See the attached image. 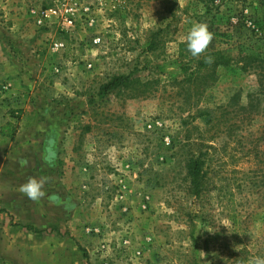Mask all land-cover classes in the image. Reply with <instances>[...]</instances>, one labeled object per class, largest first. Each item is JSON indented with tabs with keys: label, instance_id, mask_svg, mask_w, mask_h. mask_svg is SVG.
Returning a JSON list of instances; mask_svg holds the SVG:
<instances>
[{
	"label": "rangeland",
	"instance_id": "obj_1",
	"mask_svg": "<svg viewBox=\"0 0 264 264\" xmlns=\"http://www.w3.org/2000/svg\"><path fill=\"white\" fill-rule=\"evenodd\" d=\"M254 19L264 23V0H0V83H11L1 94L22 90L25 101H49L67 117L55 152H44L52 164L38 161L35 171L59 180L70 215L66 228L51 219L50 228L0 232V254L15 264H247L264 256V116L236 133L216 125L231 94L242 89L245 103L257 76L220 66L193 107L175 82L192 57L185 37L194 22L214 34L208 50L264 56ZM118 74L149 88L154 77L158 90L104 92ZM198 106L211 109L210 120L192 118ZM189 136L207 171L209 190L197 198L187 191Z\"/></svg>",
	"mask_w": 264,
	"mask_h": 264
},
{
	"label": "crops",
	"instance_id": "obj_2",
	"mask_svg": "<svg viewBox=\"0 0 264 264\" xmlns=\"http://www.w3.org/2000/svg\"><path fill=\"white\" fill-rule=\"evenodd\" d=\"M1 93L2 91H0V232L7 233L11 228L31 226L50 228L51 219H54L53 222L59 220L57 224H60L57 226L69 227V210L67 209V214L64 215L65 209L62 208L67 198L57 192L61 190L58 186L59 180L53 179L51 175L38 176L35 171L38 161L42 162L41 169H46L52 164L53 158H46L44 152H55L65 135L67 117L53 112L49 101L47 104L25 101L22 90L18 89L15 94L13 93L14 96H11L12 93ZM6 96L10 99L5 98ZM9 106L16 108V114L8 111ZM30 176L47 178L43 189L45 195L40 200L32 201L19 192V187ZM52 193L59 195L54 201L51 198ZM65 218H68V221ZM0 257L16 263L12 255L0 254Z\"/></svg>",
	"mask_w": 264,
	"mask_h": 264
},
{
	"label": "trees",
	"instance_id": "obj_3",
	"mask_svg": "<svg viewBox=\"0 0 264 264\" xmlns=\"http://www.w3.org/2000/svg\"><path fill=\"white\" fill-rule=\"evenodd\" d=\"M251 23L254 25V30L264 32V23L261 24L260 20L254 19ZM156 36L157 32L151 36V50H154V47L157 45L156 41L158 39ZM207 56L213 58L211 64L205 62ZM228 65H237L244 72L249 71L254 73L257 76L258 83L255 90L247 92L245 103H242V89L235 90L229 97L227 104L223 105L224 112L230 116L225 117L224 114L226 113L222 112V118L218 117L216 120L217 129H220V125H222L223 128H227L228 133L230 131L236 133L238 129H241V126L244 125L246 120L250 124L256 115L264 116V56L250 51L246 52L242 47H240L236 57H228L220 50L216 52L207 50L198 59L193 57L188 59L187 66L183 71L184 78L175 80L176 91L177 94L185 93L183 95L189 106L193 107V105H198V98L217 79L216 69L220 66ZM103 89L104 92L111 90L127 92L129 96L136 97L149 93L150 91L153 94L158 90V81L154 77H151V88H149L147 82L139 77H131L129 74H118L105 83ZM211 116V109L198 106L192 118L196 120L198 117H203L206 120H210ZM227 121H230L228 125H226ZM186 143L190 147L185 165L186 178L188 180L187 191L197 198L209 190L207 171L204 168L205 160L202 152L196 154L191 150V145L198 144L196 140H193L189 136ZM254 144V150L258 153V143L255 142ZM241 261L244 262V259H241Z\"/></svg>",
	"mask_w": 264,
	"mask_h": 264
},
{
	"label": "clouds",
	"instance_id": "obj_4",
	"mask_svg": "<svg viewBox=\"0 0 264 264\" xmlns=\"http://www.w3.org/2000/svg\"><path fill=\"white\" fill-rule=\"evenodd\" d=\"M214 34L209 30V26L204 22H194L190 27L186 37L187 50L193 58H199L204 55L212 40ZM205 62L211 64L213 58L207 56ZM47 182L45 177H28L27 181L19 187V192L32 201L40 200L44 197V185ZM247 264H264V256H254L248 259Z\"/></svg>",
	"mask_w": 264,
	"mask_h": 264
},
{
	"label": "built area",
	"instance_id": "obj_5",
	"mask_svg": "<svg viewBox=\"0 0 264 264\" xmlns=\"http://www.w3.org/2000/svg\"><path fill=\"white\" fill-rule=\"evenodd\" d=\"M51 11V10H50ZM54 12H56V11H54ZM46 16H48L49 14L48 13H46L45 14ZM64 23H66V24H71L72 23V20H70V19H65L64 20ZM97 41V40H96ZM54 46L56 47V48H60V47H62L63 46V43H61V42H55L54 43ZM10 82H2V83H0V91H2V92H4V91H6V90H8L9 88H10Z\"/></svg>",
	"mask_w": 264,
	"mask_h": 264
}]
</instances>
